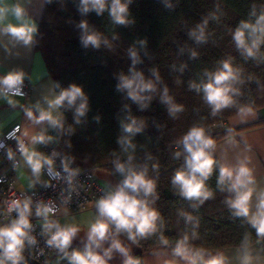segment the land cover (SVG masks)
<instances>
[{"label":"trees","instance_id":"1","mask_svg":"<svg viewBox=\"0 0 264 264\" xmlns=\"http://www.w3.org/2000/svg\"><path fill=\"white\" fill-rule=\"evenodd\" d=\"M127 6L125 22L111 14L112 0L102 11L83 0H46L34 34L35 49L47 74L56 80L60 94L75 85L83 95L74 104L65 101L56 126L55 147L72 166L91 167L116 190L130 173H144L154 182L151 194L138 198L159 213L156 229L145 236L128 238L129 257L142 264V255L157 246L176 251L183 242L188 253L214 255L228 247L260 245L264 235L236 215L229 202L234 190L226 179L220 183V164L205 181L211 195L205 200L187 198L173 182L177 171H187L183 137L203 128L215 142L237 129L215 128L230 118L257 111L264 115V34L245 29L246 43L260 37L254 55L237 46L235 32L245 23L256 26L264 15V0H121ZM85 25V26H82ZM203 32V39H197ZM195 34V35H194ZM95 36L97 43L87 42ZM133 53L135 55H133ZM229 62L235 78L228 107L213 112L203 85ZM134 73L151 81L152 90L133 100L122 87V78ZM170 98V99H169ZM86 105L83 115L79 105ZM179 106L180 111H173ZM139 131L125 129L133 124ZM264 123V119L251 127ZM123 165L124 171L118 166ZM187 237V240H185ZM88 245L71 242L42 260L44 264H73V252L85 253ZM98 255V254H97ZM105 264H113L103 258Z\"/></svg>","mask_w":264,"mask_h":264},{"label":"clouds","instance_id":"2","mask_svg":"<svg viewBox=\"0 0 264 264\" xmlns=\"http://www.w3.org/2000/svg\"><path fill=\"white\" fill-rule=\"evenodd\" d=\"M89 3L99 11H102L105 7V0H83L85 11L88 10L87 6ZM126 10L127 6L121 3V0H112L111 14L116 22H125L124 13ZM5 11V8H0V19L3 18ZM15 13L19 17L22 13V9L17 7ZM249 28H251V33L253 35L258 31L264 34V15L259 18L256 26L245 23L241 28L237 29L234 35L237 46L243 48L249 56H252L254 55L253 50L259 46L260 37L253 39L251 46H249L246 43L244 31ZM6 30L24 40L25 43H28L32 39L31 34L34 28L26 25L18 27L9 25ZM197 39H203L202 31ZM87 42L96 44L97 39L95 36H88ZM133 55L135 54L133 53ZM234 78L235 74L232 66L226 61L223 64V69L216 72L209 82L203 85L205 99L213 106L214 113L222 108L228 107L231 103V97L228 95L231 88L226 82ZM21 82L22 74L20 73H9L2 80V83L9 88ZM121 86L129 90V96L133 100L142 99L140 96L141 92L154 88L153 83L151 81L145 82L140 73H134L130 78L123 77ZM82 95L81 88L73 85L68 90L62 91L54 99L49 100V108L55 109L61 106L65 101H67L69 105H72L77 98ZM85 108L86 105L81 103L77 109V113L83 115ZM172 110L180 111L181 108L179 106H173ZM28 115L32 116L31 111ZM38 120H50L53 124L58 122L52 116L50 110H42ZM134 123L135 122L127 125L125 130L129 133L139 131L138 128H134ZM43 139V136L33 137V140L42 141ZM183 144L185 151L188 153L186 157L187 171H177L173 178V182L181 186L182 193L185 197L189 199H199L202 197L206 200L211 193L206 190L205 181L212 174L216 164V160L207 149L212 148L215 145V141L211 137L205 135V130L203 128L193 127L183 137ZM23 151L26 155L27 162L36 172L40 171L43 162L48 164L52 163L51 160L43 161L39 154L29 152L26 148H24ZM118 168L120 171H124L123 165H119ZM226 179L232 181L230 190H234L237 193L235 199L229 202L230 207L236 210V215L248 216L250 213L249 201L253 195V189L248 187V185L253 182L251 170L243 163L235 169L223 166L220 168V183L223 184ZM154 188V182L147 179L144 173H130L127 175L122 184L114 192H111L109 195L97 201L96 207L99 218L90 225L88 233L89 241L99 246L100 242L107 238L110 229L113 227L117 233L127 232L128 238L133 241L136 236H145L153 232L156 229V221L159 217V213L155 209L150 208L145 200L138 198L135 194L142 190L145 195H148L154 191ZM11 207L18 210L19 218L13 221L11 226L0 228V248L4 250V257L0 258V264H5L6 260H10L12 264H18L20 260V248L23 246L24 238L27 235L25 230L30 227L28 219L30 203L24 201L23 204H21V202L15 201ZM36 211L37 215L47 218L52 212V208L43 205L38 206ZM251 222L257 228L258 233L264 235V193L261 194L257 212L252 216ZM45 226L48 229L56 228L49 243L57 244L60 247H67L73 236L79 230L75 226L60 228L54 222L46 223ZM185 240H187V237H185ZM111 248L118 249L127 254L126 249L122 247L119 240H113ZM111 248L108 252L111 251ZM176 251L185 254L186 249L183 246V242L177 246ZM71 260L73 264H105V260L100 255L93 253L90 248L85 253L78 251L73 252ZM125 264H139V262L128 257L125 260ZM193 264H195V258H193ZM205 264H223V258L214 256L208 259Z\"/></svg>","mask_w":264,"mask_h":264},{"label":"crops","instance_id":"3","mask_svg":"<svg viewBox=\"0 0 264 264\" xmlns=\"http://www.w3.org/2000/svg\"><path fill=\"white\" fill-rule=\"evenodd\" d=\"M46 0H0V8H5L3 18L0 19V84L9 73H20L22 79H26L31 85L28 99L10 95L0 91V137L14 124L21 125V136L29 141L26 148L29 152L39 154L43 161L49 160V154L43 141L33 140V137L51 133L54 125L50 120H38L40 112L51 111L52 116L59 125L64 120V114L59 107L49 108L48 101L59 94L56 92V80L47 74V69L41 53L35 49L34 34ZM22 9L18 17L15 9ZM9 25H26L34 28L32 39L25 43L6 29ZM31 111L32 116L28 113ZM264 119V115L254 111L230 118L223 123V129H237L234 133L224 137L211 148L221 167L237 168L241 163L251 170L253 182L248 187L253 189V195L249 201L250 213L246 219L250 226L252 216L257 212L261 194L264 193V123L246 127ZM46 162H43L44 165ZM39 172L33 170L27 162L24 151L19 155V165L15 170L16 185L24 189H32L37 186ZM106 184L110 183L101 178ZM230 184L231 180H228ZM114 189V186H111ZM237 195L236 191H234ZM97 203L91 204L82 212L74 213L67 210L61 211L48 222H54L60 228L75 226L79 230L71 239L82 245H88L113 264H125L132 246L111 230L105 240L99 246L89 241L88 233L92 223L98 218ZM36 213L30 212L28 219ZM19 218V214L15 220ZM119 240L126 253L111 248L112 241ZM111 248V251L108 250ZM223 258V264H264V252L260 245L248 247H228L214 255H198L195 253L181 254L170 250L166 246H157L142 255V264H205L211 257ZM202 257V258H201Z\"/></svg>","mask_w":264,"mask_h":264},{"label":"built area","instance_id":"4","mask_svg":"<svg viewBox=\"0 0 264 264\" xmlns=\"http://www.w3.org/2000/svg\"><path fill=\"white\" fill-rule=\"evenodd\" d=\"M0 91L28 99L31 85L26 79L9 88L2 82ZM215 128L223 129V124ZM49 154L51 164L45 163L39 171L37 186L32 189L20 188L16 185L15 170L19 165V155L29 146V141L21 136V125L14 124L0 137V228L11 226L18 210L12 208L13 202L30 203V212L36 214L29 220L26 229L23 250L32 258L41 261L59 254L64 247L49 243L56 228H46L47 220L63 210L82 212L91 204L109 195L115 190L99 178L91 167H75L69 159L55 147L54 135H46L42 140ZM47 205L52 212L47 218L37 215V207ZM11 209V210H10ZM4 255L0 254V258ZM5 264H12L6 260Z\"/></svg>","mask_w":264,"mask_h":264},{"label":"water","instance_id":"5","mask_svg":"<svg viewBox=\"0 0 264 264\" xmlns=\"http://www.w3.org/2000/svg\"><path fill=\"white\" fill-rule=\"evenodd\" d=\"M55 130H56V125L54 124L52 126V130H51V133L54 134L55 133ZM0 254L4 255V250L3 248H0ZM18 264H44L43 262L41 261H38L34 258H32L29 254H27L23 248L21 247L20 248V260L18 262Z\"/></svg>","mask_w":264,"mask_h":264},{"label":"rangeland","instance_id":"6","mask_svg":"<svg viewBox=\"0 0 264 264\" xmlns=\"http://www.w3.org/2000/svg\"><path fill=\"white\" fill-rule=\"evenodd\" d=\"M253 112H254V111H253ZM223 123H224V122H223ZM223 123H222V124H223ZM107 185H108V184H107ZM110 187H111V186H110Z\"/></svg>","mask_w":264,"mask_h":264}]
</instances>
